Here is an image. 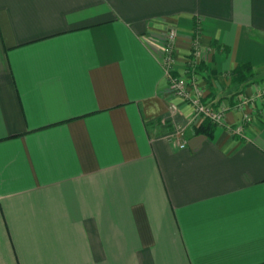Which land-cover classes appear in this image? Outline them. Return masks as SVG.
Here are the masks:
<instances>
[{"label": "crops", "instance_id": "1", "mask_svg": "<svg viewBox=\"0 0 264 264\" xmlns=\"http://www.w3.org/2000/svg\"><path fill=\"white\" fill-rule=\"evenodd\" d=\"M0 264H264V0H0Z\"/></svg>", "mask_w": 264, "mask_h": 264}, {"label": "built area", "instance_id": "2", "mask_svg": "<svg viewBox=\"0 0 264 264\" xmlns=\"http://www.w3.org/2000/svg\"><path fill=\"white\" fill-rule=\"evenodd\" d=\"M177 37V31L176 29H169L166 41L164 44V54L162 58V63L165 69V73L167 77L170 80V85L173 93L188 101L194 108V122L197 124L200 120H202L203 117H207L210 120H212L216 124H223L226 122V114L229 110V106L225 105H218L216 107H212L210 103H204L203 102V90L199 88L198 86H195L194 91L190 88V82L187 81L185 78L181 76H177L174 73V66L176 62V58L174 56V44ZM198 56L199 51L197 50L194 56V59L191 60L190 63L194 65H198ZM196 84V83H195ZM248 100L245 98H242V100L236 105V108L241 109L243 113V120L244 122H250L253 118L252 112H248L249 108ZM170 110L173 112H176L178 110V107L174 104L170 106ZM238 132H240L241 127L236 129ZM184 128L183 127H177L175 132L170 134V139H176L179 137L184 136ZM177 142L180 144L181 148L186 147V141H183L182 143L180 140Z\"/></svg>", "mask_w": 264, "mask_h": 264}, {"label": "trees", "instance_id": "3", "mask_svg": "<svg viewBox=\"0 0 264 264\" xmlns=\"http://www.w3.org/2000/svg\"><path fill=\"white\" fill-rule=\"evenodd\" d=\"M197 43V42H196ZM196 43L194 45V51H193V57L195 56V53L197 51V49H195L196 47ZM197 70V68H196ZM255 76V72L253 69V66L250 64H242V65H238L232 72V81L234 83L237 84H241V83H245L250 81L253 77ZM211 95H208V97L214 99L215 95H214V90L211 89ZM212 96V97H211ZM204 103H206L203 100ZM212 105V107H216L218 106L215 103H210ZM216 123H214L212 120H210L207 117H203L201 123L199 124L197 131L202 132L204 134H207L209 136H211L214 131H215V127H216Z\"/></svg>", "mask_w": 264, "mask_h": 264}, {"label": "rangeland", "instance_id": "4", "mask_svg": "<svg viewBox=\"0 0 264 264\" xmlns=\"http://www.w3.org/2000/svg\"><path fill=\"white\" fill-rule=\"evenodd\" d=\"M198 40H195V43L197 42ZM197 45H198V42L196 43ZM190 67L192 68V70L190 69L189 71H188V73H190L192 76L191 77H188V76H182L183 78H185L187 81L190 79V78H193L194 77V74H196V71H194V69L193 68H195L196 67V65H194V64H192V63H190ZM196 79V78H195ZM197 80V79H196ZM190 82V81H189ZM197 86H198V84H197ZM199 88H201L200 86H199ZM202 90V89H201ZM203 99V98H202ZM207 103V102H206ZM225 106H228V105H225Z\"/></svg>", "mask_w": 264, "mask_h": 264}]
</instances>
